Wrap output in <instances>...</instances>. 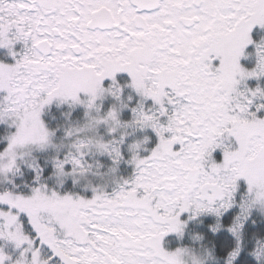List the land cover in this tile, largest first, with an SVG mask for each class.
I'll return each instance as SVG.
<instances>
[{"label": "snow or ice", "instance_id": "1", "mask_svg": "<svg viewBox=\"0 0 264 264\" xmlns=\"http://www.w3.org/2000/svg\"><path fill=\"white\" fill-rule=\"evenodd\" d=\"M254 26L264 28V0H0V49L13 61H0V184L11 185L0 187V264H203L191 246H163L201 216L234 238L222 264H235L245 221L264 209V89L245 83L264 77ZM249 45L251 69L240 63ZM53 102L83 107L84 122L65 129L50 186L32 153H59L41 118ZM137 129L156 142L127 145V179L110 192L89 182L90 197L61 194L65 178L99 169L89 154L106 155L115 172ZM21 165L32 173L27 192L11 179ZM251 255L264 261V239Z\"/></svg>", "mask_w": 264, "mask_h": 264}, {"label": "rangeland", "instance_id": "2", "mask_svg": "<svg viewBox=\"0 0 264 264\" xmlns=\"http://www.w3.org/2000/svg\"><path fill=\"white\" fill-rule=\"evenodd\" d=\"M254 31H257L260 33V35H261L260 39L264 38V28H261L259 26H254L253 31L251 32V36H252V33ZM259 40H258V42H259ZM250 47H253V51L251 53L248 52V49ZM20 48H21L20 44H17L15 46L16 51H19ZM245 52L250 54V55H248L246 59L241 58L240 63L245 68L251 69L252 67H254L255 62H256L255 54H254L255 53L254 46L249 45L246 48ZM0 61L6 62V63L13 62L12 58L7 55L6 49H0ZM247 61H249V64ZM243 63H245V65ZM117 79L123 85L128 80V77L126 74H117ZM262 79L264 80V77H261L258 80L255 78H250L245 83L248 85L249 88H255L257 85H259L262 89H264V82L262 81ZM251 85H253V86H251ZM128 95L133 96V102L132 103L134 104L136 99H138V97H136L135 93L130 88H124V97L126 98ZM101 103L103 104V106L105 108H107L108 106H110L113 103V100L111 97L106 96ZM146 103H150V101H148ZM77 113H80V114L77 115ZM41 118L45 122V124L49 128V130L54 132L53 142L54 141H60L61 143L66 144V142L62 141L63 139L62 140L61 139L55 140V136L58 133L60 135H62L64 139L66 138L64 135L65 129L62 128L60 121H63V120L66 121V122H64V125H63V127H66V128L76 126L78 124H82L84 122V109L81 106H76L74 108H70L67 104H57L56 102H53L51 105L47 106L43 110ZM120 118L122 120L130 119L131 118V112L128 109L122 110ZM54 121L59 122V123H56L59 126H56L54 124ZM7 128H8L7 124L0 123V130L2 129L3 131H5ZM98 131H100V134L103 135L102 130H98ZM129 132H130V135L126 137V139H128V138L129 139L128 140L125 139L126 140L125 142L131 143L135 140L142 139L144 136H148L150 138V140L148 143H146L144 145V148H147V149H151L156 142L155 136L150 129H144V130L137 129L134 132L129 130ZM153 136H154V139L152 138ZM105 138H107V137H105ZM121 150H122V146H121ZM42 152H44V151H34L32 153V155L33 154H40ZM126 153H128L127 147H126ZM141 154L143 155L146 153L142 152ZM213 155L217 161H219L221 159V154L219 151L215 152ZM85 159L88 160L89 163L98 162L100 165L99 169H94V171L89 173L86 176V178H82V179L78 180V182L76 184H73L72 177L65 178L64 183L59 186V191L61 192V194H63L64 192H68V189L66 188V186H67V184H69L68 186L69 187L71 186V187L70 188L68 187V188L69 189L72 188V191H74L75 193H77L79 195L84 193V195H82V196L90 197L92 195L91 190H90V188L86 187V184L89 182L94 187L103 186V187H105L106 191L110 192L111 189L115 186L116 181H120L122 179H127L133 171L132 166L126 162L127 159H122L121 161H119V163L115 165V169H116L115 172H112V173H108V169L113 167V163L106 155L89 154L88 156L85 157ZM50 165H51V163H50ZM122 165H126V166L122 167ZM125 168L130 169L131 173L129 174V176H127V177L118 176V174H119L118 171L119 172L121 170L124 171ZM25 169H27L28 171L31 170V169L26 168L24 165H21V170L23 172V175L11 178L13 183L19 185V189L23 188L24 185L27 184L24 181V180H26L25 179V175H26ZM55 180H56V178L52 175L49 178V185L52 186L54 184ZM7 185L8 184H6V183H2V184H0V187H8ZM10 187H11V185H10ZM254 209L256 211H264V209H261V208H254ZM185 236H186L185 230H184L183 235H181V236H177L176 234H169L164 238L163 246L165 247L166 250H173L177 247L171 248L170 243L180 244L181 240ZM191 239H192V237H191ZM195 254H196L198 259L203 260V264H206L208 261H211L212 257H211V254L209 252H202L200 250V251H195ZM188 264H191V258L190 257L188 258Z\"/></svg>", "mask_w": 264, "mask_h": 264}, {"label": "trees", "instance_id": "3", "mask_svg": "<svg viewBox=\"0 0 264 264\" xmlns=\"http://www.w3.org/2000/svg\"><path fill=\"white\" fill-rule=\"evenodd\" d=\"M260 33L257 31H254L252 33V38L254 41L258 42L260 39ZM253 47H250L248 49V52H252ZM249 64V61H247ZM245 65V63H243ZM264 82V80L262 79ZM253 86V85H251ZM80 113H77L79 115ZM65 120L60 121V124L62 125V128L66 129V127H63ZM55 122L54 124L56 126ZM60 125V126H61ZM0 135L4 133V131L1 129L0 130ZM154 139V136L152 137ZM63 139L62 141L66 142V144L61 143L60 141H54L55 144L58 146H61L59 148V153H57L56 149H48L45 150L44 152L40 154H33V156L36 158V162L41 165L42 168H44V177L49 183V178L52 176V166L50 165L51 163V157L53 155L60 154L62 155L63 152L65 151V146L69 142L68 138H63L62 135L59 133L56 134L55 140ZM67 139V140H66ZM129 139V138H128ZM126 139V140H128ZM125 140V141H126ZM129 143L125 142L122 145V152L124 155V159H127L129 157V154L126 153V147ZM126 165H122V167H125ZM26 170V175L24 180L26 183H30L31 181V170ZM118 176L120 177H127L131 173L129 168H125L124 171H118ZM67 184L66 188L68 189V192H74L72 191V188L69 189L70 187ZM10 187V185H7ZM69 187V188H68ZM19 190H23L24 192H27V188L23 187ZM84 195V193L80 194ZM238 211V208H233L229 210L228 213L225 214L224 217L221 218V223L222 224H227L230 222L231 217ZM215 223V217L212 216H201L197 218L195 221H189L187 227L185 228V233L186 236L183 237L181 240L180 244L177 243H170V247H180V246H191L194 248V251H202V252H209L211 254V261H208L206 264H222V258L226 254L227 248L233 245L234 243V238L231 236L230 233H228L225 229L221 228L215 233H212L209 225ZM200 235L202 238L199 241H194L191 239L193 235ZM258 239H264V211H256L253 209L251 211V214L249 218L245 221L244 228L242 229V237H241V251L240 255L237 257V260L235 264H241V261L244 262V264H264V261H257L256 258H254L251 255V252L253 248L256 245V240Z\"/></svg>", "mask_w": 264, "mask_h": 264}]
</instances>
